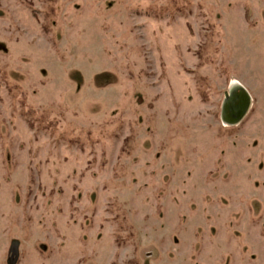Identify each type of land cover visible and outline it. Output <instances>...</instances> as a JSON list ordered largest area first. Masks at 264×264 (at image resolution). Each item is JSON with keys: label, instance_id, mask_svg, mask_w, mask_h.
<instances>
[{"label": "rangeland", "instance_id": "1", "mask_svg": "<svg viewBox=\"0 0 264 264\" xmlns=\"http://www.w3.org/2000/svg\"><path fill=\"white\" fill-rule=\"evenodd\" d=\"M0 264H264V0H0Z\"/></svg>", "mask_w": 264, "mask_h": 264}, {"label": "water", "instance_id": "2", "mask_svg": "<svg viewBox=\"0 0 264 264\" xmlns=\"http://www.w3.org/2000/svg\"><path fill=\"white\" fill-rule=\"evenodd\" d=\"M240 100V101H239ZM251 96L249 91L242 85H232L226 92V101L222 118L229 124H238L250 109Z\"/></svg>", "mask_w": 264, "mask_h": 264}, {"label": "bare ground", "instance_id": "3", "mask_svg": "<svg viewBox=\"0 0 264 264\" xmlns=\"http://www.w3.org/2000/svg\"><path fill=\"white\" fill-rule=\"evenodd\" d=\"M237 84H240L239 82H234L233 85H237Z\"/></svg>", "mask_w": 264, "mask_h": 264}]
</instances>
